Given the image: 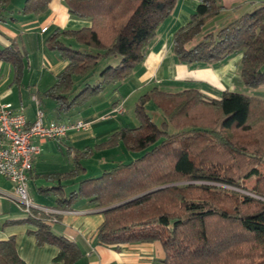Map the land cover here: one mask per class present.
Listing matches in <instances>:
<instances>
[{"label": "trees", "instance_id": "16d2710c", "mask_svg": "<svg viewBox=\"0 0 264 264\" xmlns=\"http://www.w3.org/2000/svg\"><path fill=\"white\" fill-rule=\"evenodd\" d=\"M9 1L0 0V20ZM49 1L25 0L23 11L43 12ZM64 2L72 15L89 22L67 32L95 52L51 42L68 60L49 89L58 112L128 75L176 0ZM220 9L216 0H199L173 36L174 54L190 63L240 53L244 85L264 87V3L193 43ZM110 56L119 57L117 64L103 66L98 81L89 83L99 59ZM0 58L19 61L11 49L0 51ZM75 75L83 78L82 89L70 99ZM148 101L163 115L159 126L145 110ZM135 114L137 127L121 129L102 146L122 139L142 154L83 180L66 200L84 195L105 208L100 243L159 242L162 264H264V175L258 168L264 165V97L224 91L214 99L195 88L176 93L152 88L137 100ZM251 177L256 180L249 188L243 183ZM36 226L37 243L56 245L57 260L71 264L78 258L73 242L52 234L44 221ZM0 264H25L13 238L0 242Z\"/></svg>", "mask_w": 264, "mask_h": 264}, {"label": "crops", "instance_id": "0c3cea01", "mask_svg": "<svg viewBox=\"0 0 264 264\" xmlns=\"http://www.w3.org/2000/svg\"><path fill=\"white\" fill-rule=\"evenodd\" d=\"M216 1L221 7L219 13L204 23L193 43L206 34L216 33L264 3L256 0ZM198 2L176 0L148 45L143 59L134 64L128 75L116 83L106 84L84 103L73 105L65 112H58L49 89L64 71L68 60L51 46V42L58 41L72 49L95 52L67 32L86 27L89 22L72 15L64 0H50L46 10L40 13L24 12L25 0H10L1 11L0 51L14 50L19 61L14 64L0 58V104L10 105L31 122L35 119L38 101L46 122L83 121L88 124L82 130L68 131L63 138L34 140L41 152L29 174L28 194L35 204L61 211L54 215L57 221L48 220L50 216L37 219L27 217L11 199L12 182L0 175V242L13 238L17 254L25 264H64L56 259L59 254L56 245L38 244L32 234L37 229V222L42 221L46 222L52 234L77 246L79 256L71 264H162L164 253L159 242L101 244L98 229L104 222L105 208L97 207L84 195L70 202L66 200L72 192L79 190L83 180L96 178L118 163H125L122 161L124 159H119L120 155L110 158L101 154L99 173L87 176L82 161L119 147L132 150L122 139L113 146L103 147L102 144L121 129L139 125L135 114L136 102L152 88L165 93L195 88L214 99H218L224 91L248 94L241 79L240 53L210 62L190 63L181 62L174 54L173 36L189 22ZM118 60L119 57H114V61L106 65H115ZM101 69H95L90 77L94 80L92 83L98 81ZM87 81L91 83L89 79ZM82 82L81 76L77 83L73 79V88L67 95L70 99L79 94ZM120 105L122 112H114L113 109ZM145 106L152 108L155 113L159 111L152 101L146 102ZM122 155L128 156L125 152Z\"/></svg>", "mask_w": 264, "mask_h": 264}, {"label": "built area", "instance_id": "2783aa9c", "mask_svg": "<svg viewBox=\"0 0 264 264\" xmlns=\"http://www.w3.org/2000/svg\"><path fill=\"white\" fill-rule=\"evenodd\" d=\"M36 101V99L34 98ZM35 119L29 122L26 116L15 111L8 104H0V175L13 184L11 199L32 219L50 216L48 220L57 221L55 214L61 211L37 205L28 194V179L34 160L40 155V146L34 140L59 139L70 130L87 127L83 121L73 123L46 122L44 111L36 101ZM114 112L121 113L117 106Z\"/></svg>", "mask_w": 264, "mask_h": 264}, {"label": "rangeland", "instance_id": "374dc122", "mask_svg": "<svg viewBox=\"0 0 264 264\" xmlns=\"http://www.w3.org/2000/svg\"><path fill=\"white\" fill-rule=\"evenodd\" d=\"M257 2H260V1H264V0H256ZM111 61H114V57L113 56H110V57H107V58H100V60L98 61V64L96 65L95 69H101L100 66H102L103 64H107V63H110ZM104 65V66H105ZM99 73V72H98ZM96 79L98 77H95ZM74 83H77L79 80H80V76H74ZM90 80V82H93L94 80H92V78H88ZM244 84V83H243ZM244 86V85H243ZM246 89L247 91V95H254L256 97H264L262 95H264V87L262 88H258V89H253V88H249V87H243ZM240 93H243V92H240ZM246 93V92H245ZM255 93V94H254ZM89 103V102H88ZM87 103V104H88ZM145 110L146 112L150 115L152 121L157 125L159 126L161 124V121L164 120L163 119V115L161 114V112L157 111V113L153 112L152 111V108L148 107V106H145ZM132 112V109L130 110ZM122 146V145H121ZM120 150H122L121 152H119ZM125 152V154H127L128 156H123L122 154ZM142 151H137V150H128V149H122V147H119L118 149H110V151H108L107 153H98L97 155L95 154L94 156H92L91 158L89 159H84L82 161V164L83 166L87 169V173L85 175H90V176H93L95 175L96 173H99L100 171V168H98V163H99V157H102L101 154L104 155V157H110V158H113L115 157L116 155H120L118 156L119 159H124L122 161H124L125 163L126 162H129V161H132L133 159L139 157L141 155ZM130 154V155H129ZM123 157V158H122ZM109 158V159H110ZM118 159V158H117ZM119 161V160H118ZM107 167V166H106ZM259 171H260V174L264 175V165H260L259 167ZM255 177H251L249 178L247 181H245V184L247 187L251 188L254 183H255ZM238 190V189H237ZM260 259H257L255 260L254 262L257 263L259 262Z\"/></svg>", "mask_w": 264, "mask_h": 264}]
</instances>
